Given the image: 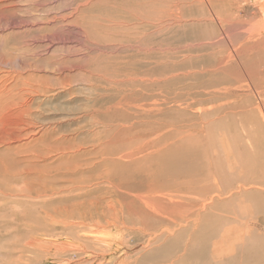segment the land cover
<instances>
[{
  "label": "rangeland",
  "instance_id": "obj_1",
  "mask_svg": "<svg viewBox=\"0 0 264 264\" xmlns=\"http://www.w3.org/2000/svg\"><path fill=\"white\" fill-rule=\"evenodd\" d=\"M7 2L6 5H13L10 11L14 13V22L20 29H9L1 24L0 77L6 76L9 71L18 73L37 88L38 93L27 91L21 94L16 83L11 81L10 91H5L3 99H0V104L13 99L30 101L17 113V116L24 117L23 125L18 128L22 140L11 147L0 148V167L12 172L6 178L0 175V264H112V255L117 256L115 259L118 261L126 260L131 264H152L150 254L142 255L138 253L141 251L139 248L135 249L141 244L139 236L123 235L125 237L122 239H112L108 246L110 236L97 237L98 241L104 237L103 242H97L88 229L78 227L92 225L96 220L102 221V224L108 221L102 219V214L101 217L99 215L106 209V202L115 198L107 193L106 184H101L100 188L93 186L97 189L93 188L83 196L85 202L76 200L74 196L73 200H67L63 198L64 194H60L62 198L51 196L50 189L62 192L71 182L81 179H92L91 183H95V178L103 171L99 165L86 174L89 169V165L85 164L86 158L90 155L74 159L65 151V157L61 159L56 146L63 149L81 145L89 152L92 134L97 139L107 141L118 133L116 127L121 120L133 119L132 110L118 103L129 90L138 97V89L145 88L148 92L152 86L130 82L128 78L155 77L161 80L156 90L167 94L190 93L195 89L207 93L213 86L222 88L236 85L234 78L226 77L231 74L230 71L212 73V70L223 55L230 54L235 48L245 51L244 47L248 44L247 35H244L246 30L259 28L260 37L264 40V6L257 4L256 0H244L235 5L228 0ZM258 62L264 67L262 54ZM251 65L248 63L246 67L251 68ZM63 86L66 88H61ZM223 100L224 105L227 102L230 104L226 106L230 114L219 108L203 113L204 109L210 108L206 104L190 109L194 113L189 110L171 111L162 115L161 120L174 124L175 140L180 138L181 131L192 135L193 125L198 123L207 132L205 136L191 140L195 146L210 148L207 143L218 141V162L224 168L225 178L233 181V185L228 187L230 192L233 190L235 193L241 182L234 178L245 176L244 171L248 170L252 171L250 176L245 177L248 183H257L260 190H264V151L257 149L255 156L249 158L243 150L236 149L234 152L227 141L232 140L229 138L231 128L245 133L242 126L249 120L247 114L242 112L245 98L237 95ZM218 120L220 122H216ZM94 123L95 128L91 129ZM42 125L53 131L50 138L44 142L29 143L24 140L29 132ZM229 125L231 127L228 129ZM213 129L217 131L212 132ZM78 131H82L79 132L80 136ZM128 135L129 131H125L123 136ZM17 136L13 130L5 134L7 138ZM61 136L63 139L59 138L55 146L54 139ZM236 138L245 137L238 135ZM123 145L113 144L111 151ZM81 166L83 169L76 172L85 171L84 176L67 175L70 170ZM17 171H25V174L15 176ZM253 175L255 178H252ZM135 182L136 178L123 170L119 176L115 175L111 185H121V191L127 192ZM249 195L264 199V191L250 190L235 193L230 204L218 208L224 210L226 207L244 206ZM120 200L124 208V222L127 225L136 224L137 216L144 214V211L126 197ZM156 225L159 223L156 222ZM240 233L239 215H234L228 220V229L212 240L207 248H216V253L219 251L224 258L234 255V264H239L237 242ZM187 235L188 232L181 238H172L165 245L177 246L181 255L184 248L198 249L199 245L188 244ZM83 236H89V239ZM130 237L136 238V241L133 242ZM32 242L41 247L30 246ZM119 243L125 248L119 249ZM124 249H127L126 253ZM210 254L213 253L207 251L205 256ZM172 259L173 255L164 264H171ZM127 262L124 263L129 264ZM177 264L191 263L181 259Z\"/></svg>",
  "mask_w": 264,
  "mask_h": 264
},
{
  "label": "bare ground",
  "instance_id": "obj_2",
  "mask_svg": "<svg viewBox=\"0 0 264 264\" xmlns=\"http://www.w3.org/2000/svg\"><path fill=\"white\" fill-rule=\"evenodd\" d=\"M7 1L0 0V27L3 24L9 29L19 30L20 27H17L14 22V13L10 11L13 5H6ZM94 1L96 0H87V3ZM228 1L235 5L244 0ZM256 3L264 6V0H256ZM260 33L261 30L259 28L246 30L244 35H247L248 44L244 47L245 51L239 47L235 48L230 54L223 55L218 65L212 70V73L230 71L231 74L226 75V77L234 78L237 82L236 85L222 88L213 86L207 93L201 92L205 90L195 89L190 93L174 92L167 94L156 90V85L161 80L155 77L128 78L130 82H142L145 86L148 84L152 88L148 92L145 91V88L138 89V97H135L136 95H133L132 90H129L124 99L118 103L124 104L132 110L134 118L121 120L118 127H116L118 131L116 135L107 141H103L100 138H95L94 134H92L93 139L90 141L92 148L89 152L80 147L81 145L60 149L55 143L59 141V138L63 139V136L54 139V145L57 147L55 150L60 152L59 158L65 157L63 153L65 151L70 153L71 158L74 159L90 155V157L86 158L85 164L89 165L86 174L92 171L94 166L99 167V165L103 171H101L102 174L98 178H95V183H91L92 179L86 181L81 179L77 182H71V185L62 190V192L50 189L49 193H51L52 197L58 198L62 194V196L65 195L63 198L67 200L69 198L73 200L74 198L72 199V197L74 196L76 200L85 202L83 196L93 191V188H100L101 184H106L107 193L115 197L113 200L104 201L106 202V209L104 208L105 210L99 213V215H103L102 219L108 220L106 223L102 224V221L96 220L95 222L92 221L94 224L86 225L87 227L85 225H78V227L88 229L97 242L104 241V237L100 241H98L97 237L102 235L110 236L111 238H108V246H110L111 240L114 238L122 239L127 235L139 236L141 244L135 249L139 248L141 250L138 252L139 254H150L149 258H153V260L149 259L152 264H164L172 255L171 264H177L181 259L188 260L191 264H234V255L224 258L219 251L216 253V248L208 249L207 247L212 240L217 239L228 229V220L234 215H239V226L242 231L237 242L239 264H264V210L262 204L264 199H261L258 195H249L244 206L226 207L224 210L218 208L219 206L230 204L235 193L241 194L250 190L264 191L260 190L261 188L258 187L257 183H248L245 179V177L252 174V171H244L245 176H236L234 180L241 182L238 183L235 193H233V190L230 192L228 187L233 185V181L225 178L223 174L224 168L218 162V155H220L218 141L214 140L207 143L210 148H198L197 145L195 146L191 140L201 138L207 132L198 123L193 125L192 135L183 134L181 131L180 138L175 140L174 124L171 121L161 120L162 115L171 111L186 112V110H189V112L194 113L190 109L206 104L210 108L204 109L203 113L219 108L230 114V110L226 108L230 104L227 102L224 105L223 99L230 100L237 95H242L245 98L242 112L247 114L249 120L242 126L245 133H239L236 128H231V137L229 138H232V140L227 139L229 147L234 152H236V149L243 150L249 155V158L255 156V150L257 149L264 151V67L260 64V61V63L258 62L261 54L264 56V40L260 37ZM248 63H252L251 68L246 67ZM261 66L262 68H260ZM206 73L204 72L203 74ZM173 77L175 76H170L169 78ZM11 81L16 83L21 94L27 91L32 94L38 93L36 91L37 88H34L28 80L23 79L18 73L15 74L9 71L6 76L0 77V99H3L5 91H10ZM61 88L66 87L63 86ZM109 99H111V96ZM29 102L28 99H13L4 100L0 104V148L11 147L22 140V136H19L20 131L18 128L23 125L24 117L17 116V113L26 107ZM108 104H111V102ZM104 106L107 107L106 104ZM216 122H220V120ZM106 126L108 127V125ZM230 127L231 125L227 128L229 129ZM92 128H95V123L91 124ZM144 128L146 129L141 135L140 133ZM11 130L17 133L18 136L5 137V134H8ZM125 131H129L128 136H123ZM216 131V129L212 130V132ZM79 132L82 131H78V136L81 135ZM86 132L91 134L88 130ZM53 134V131L42 125L29 132V135L24 140L29 143L34 141L44 142ZM154 134L155 136L150 138ZM238 135H242L245 138H236ZM193 141L197 142L196 140ZM113 144L124 145L115 151H111ZM20 148H23V146ZM112 153H114L113 156ZM236 158L239 159V155ZM82 169L83 167H75L74 170L67 172V175L84 176L85 171L76 172ZM123 170L129 171L136 178V182L130 188L128 187L129 190L127 192L121 191L123 190L121 185L118 187L111 185V180L114 179L115 175L119 176ZM10 173H12L10 169L0 167V175L4 178ZM23 174H25V171H17L14 175L20 177ZM252 178H255V176L253 175ZM117 181L122 184L120 180ZM110 185L114 188L113 190ZM93 186H97V188ZM177 186L179 188H176ZM90 195L92 196V194ZM101 195L103 193L100 194V197ZM19 196L22 195H16L15 197ZM122 197L128 198L144 211V214L137 216L136 224L127 225L124 222V208L120 200ZM57 198L56 200H58ZM97 206L100 207L98 204ZM156 222L159 225H156ZM70 227L72 228V226ZM186 232H188V244L192 246L199 245L198 249L184 248V253L181 255L177 246L172 244L165 245L172 238H181ZM80 237L82 238L81 235ZM83 238L89 239V236H83ZM130 238L133 242L136 241V238ZM29 245L34 248L41 247L35 242ZM123 247L125 248L119 243L118 248ZM125 250L127 249L123 250L124 253H126ZM207 251L213 254L205 256ZM112 256L114 258H111L112 264L127 262L126 260L118 261L115 259L117 256ZM108 260L110 261V259Z\"/></svg>",
  "mask_w": 264,
  "mask_h": 264
}]
</instances>
